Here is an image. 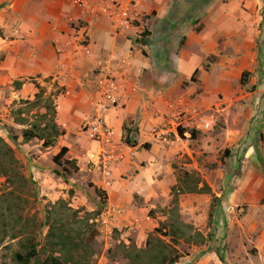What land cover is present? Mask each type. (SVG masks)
Returning a JSON list of instances; mask_svg holds the SVG:
<instances>
[{"label": "rangeland", "instance_id": "obj_1", "mask_svg": "<svg viewBox=\"0 0 264 264\" xmlns=\"http://www.w3.org/2000/svg\"><path fill=\"white\" fill-rule=\"evenodd\" d=\"M76 1V7L81 9L87 2ZM21 2L0 0V13L6 7L15 11ZM3 17L0 15V21ZM1 38L0 137L13 151L18 175L7 182L0 177V199L13 201L14 214L21 217L26 232H37L42 244L46 232L43 226L45 211L58 200L64 201L71 211H79L77 217L70 212L67 217L70 224L77 227L83 213L94 211L102 202L95 192L98 189L105 193V207L94 221L96 234L84 248L85 258L79 264H127L124 247L132 242L137 248H144L146 236L152 232L146 229L145 217L156 220L151 222L153 224L147 220L153 228L160 226L166 222L174 200L180 220L191 224L206 239L199 245L180 241L175 246L181 253L176 264H264V172L261 169L264 165V94L240 88L236 79L222 90L212 92L211 84L216 75L210 72L208 82L195 86L193 94L185 100L182 123H178L179 120L168 124L171 129L168 132H160L167 127L159 124L156 130L161 134L143 142L150 145L149 149L140 146L137 150H129L112 164L109 184L105 186L102 174L86 159V152H93L97 147L91 142L86 120L84 124L74 125L71 138L60 140L59 137L48 149L42 148L36 139L22 141V131L33 120L32 115L44 109L35 107L25 114L27 124L19 125L13 122L11 114L19 107L18 102L33 100L38 91L34 85L43 90L42 104L47 97L56 98L60 89L48 91V85L42 86L36 77L10 76L9 64L6 67L5 62L10 47H6L4 37ZM211 64L212 57L204 62V66ZM96 73L92 81L100 71ZM14 81L21 82L19 90L14 88ZM28 86L33 94H28ZM93 96L95 102L96 90ZM126 122L131 130L135 129L131 119ZM205 122L209 123L208 128L203 127ZM56 124L59 126L57 121ZM61 147L68 149L66 157L75 161L77 171L69 165L62 168L52 162ZM62 169L70 173L66 181L53 174L54 170L63 172ZM178 179L183 182L181 186ZM197 179L199 187L204 183L210 194L182 190ZM174 185L178 187L172 191ZM212 195L218 201L208 224ZM147 197L149 200L145 202ZM108 207L120 209V215L129 221L143 220L145 232L136 235L134 231L127 232L124 226L120 230L112 225L105 227L101 217H106L104 213ZM16 251H19L16 240H0V264H16L12 261Z\"/></svg>", "mask_w": 264, "mask_h": 264}, {"label": "crops", "instance_id": "obj_2", "mask_svg": "<svg viewBox=\"0 0 264 264\" xmlns=\"http://www.w3.org/2000/svg\"><path fill=\"white\" fill-rule=\"evenodd\" d=\"M76 3L22 0L15 11L6 7L0 13L3 42L10 47L5 55L9 75L36 77L48 91L60 89L55 98L56 121L64 131L60 140L71 138L74 125L91 123V77L104 68L120 83L119 108L105 114L111 136L104 145L118 158L155 139L161 134L159 124L167 127L160 132H168V124L182 123L185 100L195 86L208 82L210 72L216 75L212 92L235 79L239 85L246 71L248 86L264 94V0H148L135 5L138 23L126 32L114 29L100 1L87 0L82 9ZM211 57L212 64L204 66ZM195 70L196 82L191 83ZM128 119L137 130L134 148L121 142ZM113 208L101 217L105 227L145 232L143 220L109 214ZM147 220H156L145 217L146 229L153 231Z\"/></svg>", "mask_w": 264, "mask_h": 264}, {"label": "trees", "instance_id": "obj_3", "mask_svg": "<svg viewBox=\"0 0 264 264\" xmlns=\"http://www.w3.org/2000/svg\"><path fill=\"white\" fill-rule=\"evenodd\" d=\"M196 74L197 70L192 74L190 82H195ZM249 77V72L244 71L241 74L239 85L242 89H253V87H248ZM13 85L18 90L21 87V82L14 81ZM34 86L38 91L33 95V100H20L18 102L19 107L11 112L12 120L16 124L25 125L28 122L25 119V114H29L35 107L43 108L44 112L32 115L33 120L22 131V141L28 142L36 139L41 142L42 148L48 149L54 146L59 137L64 135V131L60 129L55 121V98L47 97L42 104L43 90L38 85ZM128 124L124 123L122 126L121 142L127 147L134 148L138 146L137 140L134 139L137 130H131ZM180 133L182 134V131ZM261 144L262 141L260 140V146ZM140 146L146 150L150 148L148 143H143ZM67 152L68 149L66 147H61L57 154L52 157V162L62 168L69 165L73 168V171H77L78 168L75 165V161L66 157ZM16 165L17 161L12 149L0 137V177L5 178L6 182L16 177V174L18 175L16 173ZM261 169L264 172L263 164ZM62 170L63 172L54 170L53 174L66 181V176L70 173L66 169ZM9 182L13 184V181ZM177 183L181 186L183 182L178 179ZM199 184L200 181L197 179L189 188H181L186 193L210 194L207 185L202 183V186L199 187ZM177 187V185H174L171 190L174 191ZM95 192L98 193L102 202L98 203L94 211H85L77 222V227L71 225L67 217H69L68 212L73 217H77L79 211H71V208L66 206L62 200L53 203L45 211L43 226L46 228V232L42 244H40L38 239L40 235L34 231L26 232L27 229L23 225L21 217L15 216L12 209L13 201L10 198L0 199V240H16L19 244V251L13 253L12 261L16 264H79L85 258L84 248L93 240L96 234L94 221L101 215L105 207V193L98 189H95ZM217 201L218 198L212 195L207 218L208 224L212 221ZM164 238L168 241L165 242ZM205 240V236L200 231L196 230L191 224L180 220L178 204L174 200L172 208L168 210L166 222L161 223L160 226L154 228L147 235L144 248H137L134 243L130 242L129 245L124 247V252L127 264H176L181 257V253L175 246L180 241L199 245L203 244Z\"/></svg>", "mask_w": 264, "mask_h": 264}, {"label": "built area", "instance_id": "obj_4", "mask_svg": "<svg viewBox=\"0 0 264 264\" xmlns=\"http://www.w3.org/2000/svg\"><path fill=\"white\" fill-rule=\"evenodd\" d=\"M105 5L106 14L116 31L126 32L136 23L138 18L135 11V5L148 0H99ZM94 88L97 92V98L94 102V115L90 124H87V131L93 142L97 144L93 152H86L88 163L95 167L102 174V184H109L111 166L119 158L114 156L105 147V143L110 139L111 130L108 127L104 113L108 108L119 106L120 83L117 76L109 69L100 70L94 80ZM204 128L209 127V123L203 124ZM108 212V209L107 211ZM121 214L120 209H110L109 214Z\"/></svg>", "mask_w": 264, "mask_h": 264}]
</instances>
